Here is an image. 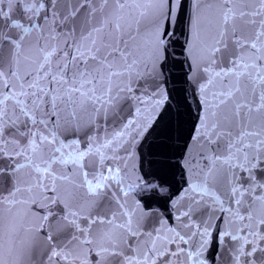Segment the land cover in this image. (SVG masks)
I'll list each match as a JSON object with an SVG mask.
<instances>
[{"label":"snow or ice","instance_id":"snow-or-ice-1","mask_svg":"<svg viewBox=\"0 0 264 264\" xmlns=\"http://www.w3.org/2000/svg\"><path fill=\"white\" fill-rule=\"evenodd\" d=\"M0 264H264V0H0Z\"/></svg>","mask_w":264,"mask_h":264}]
</instances>
